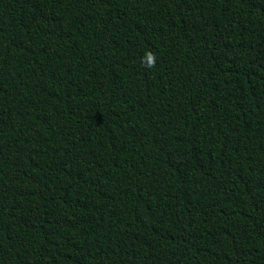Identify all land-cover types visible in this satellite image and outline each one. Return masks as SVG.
Masks as SVG:
<instances>
[{"label":"trees","instance_id":"16d2710c","mask_svg":"<svg viewBox=\"0 0 264 264\" xmlns=\"http://www.w3.org/2000/svg\"><path fill=\"white\" fill-rule=\"evenodd\" d=\"M0 264H264V0H0Z\"/></svg>","mask_w":264,"mask_h":264}]
</instances>
